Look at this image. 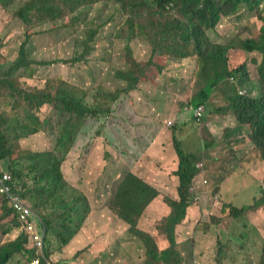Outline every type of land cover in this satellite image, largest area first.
<instances>
[{
	"label": "trees",
	"instance_id": "16d2710c",
	"mask_svg": "<svg viewBox=\"0 0 264 264\" xmlns=\"http://www.w3.org/2000/svg\"><path fill=\"white\" fill-rule=\"evenodd\" d=\"M108 1L119 3L125 12L126 19L116 37L125 38L130 42L125 48L127 56L133 54L130 45L134 39H146L152 48L150 61L160 62L166 56L177 57L181 59V63L188 61V65L184 67L187 72L193 64V72L202 89L191 99V114L193 115V108L198 106H204L208 111L207 105L214 107L216 112L222 109L224 111L222 102L211 104L213 90L218 93L221 90L217 88L221 86V96L225 95L230 101L240 127L250 126L252 140L264 160V94L255 97L240 94L236 89H232L235 88V78L243 82L240 73L246 72L249 60L258 64L264 87V0H0V4L8 8L15 2L20 3L21 8L16 12V16L30 25L44 27L51 21L56 23L67 17L71 18L70 21L80 19L74 15L83 8ZM246 11L257 13L263 23L261 31L250 37H237L232 33L229 43L222 35L219 37L221 42L214 38V35L219 33L218 27L223 18H231L238 23ZM40 33L43 34L42 31ZM97 34L94 30L86 33L88 41L82 43L85 53L83 56L72 58V64L82 61L87 63L86 56H91ZM27 38L28 41L22 46L17 62H10L7 68L0 71V101L3 96L16 99L12 117H5L0 108V160H9L8 169L13 175L10 184L16 185V191L43 220L44 224L40 221L38 226L45 230L47 244L44 256H40L31 237L22 230L23 224L11 202L0 195V232L5 238L15 236L0 245V264H11L17 255H23L30 264L37 258H41L40 264H72L86 251L84 248H73L74 244L76 246L78 243L84 222L92 220L99 223L117 220L127 223L130 226V234L145 238V245L151 257L168 259L169 253L164 251L159 255L155 240L138 226V222L146 221L145 218H156L150 208L159 201L161 192L155 184L153 185L152 180L129 172V169L125 170V164L128 166V162L123 157L118 158V154L109 167L116 161L124 164L120 165V169L111 168V173L117 180V187L114 194L107 191L109 202L105 206L103 202L108 199L107 195L91 199L87 192H83L66 178L62 169L66 151L73 149L84 133L85 136L89 134L92 137L87 145L89 151L94 147L92 153L99 151L101 139L109 142L108 145L117 151L118 148L114 144L115 134L110 128V119L115 113L114 106L123 96L137 92L139 83L146 79L145 73L119 72L118 78L128 82L122 88L100 86L88 90L78 88L63 78H42L46 87L27 85V89H24L21 86L22 68L26 69L24 72L28 76H32L33 65L68 63L66 59L39 61L29 58L27 46L31 36ZM256 53L261 55V59L250 57ZM44 107H50L57 112L60 121L46 119L42 124L34 111ZM210 113H213L212 109ZM27 118L29 123H26ZM192 118L196 120L194 115ZM91 125L94 128L93 135ZM47 126L57 140L52 150L14 156L17 142L40 131L47 132ZM130 142L136 145L137 140L130 139ZM177 145L180 164L173 173V179L178 186L179 196L177 199L166 198L167 211L170 214L159 221L164 222L160 229L169 233L172 243L175 242V236L170 232H174L177 225L196 221L193 217L195 213L189 209L193 205L194 183L198 177L197 156L185 152L180 143ZM154 146L152 143L146 148L137 165L151 159ZM109 152L107 149L108 154ZM259 202L264 205V199ZM254 207L256 205L241 209L235 207L232 216L237 219L245 217ZM77 247L81 245L78 244ZM68 252H74L73 257L63 256L64 259H61L59 254ZM88 254L90 258L91 253ZM177 264H182L181 260L178 259Z\"/></svg>",
	"mask_w": 264,
	"mask_h": 264
},
{
	"label": "rangeland",
	"instance_id": "374dc122",
	"mask_svg": "<svg viewBox=\"0 0 264 264\" xmlns=\"http://www.w3.org/2000/svg\"><path fill=\"white\" fill-rule=\"evenodd\" d=\"M21 1L25 2L26 0ZM19 8H21V4L18 2L8 8L0 4V71L7 68L10 62H17L21 48L28 41L27 37L29 36H31L27 46L29 47V58L39 61L66 59L68 62L67 64L58 62L53 65H33L34 74L32 76H28L24 72L26 69L22 68L20 70V74L23 75L21 86L24 89H27V85L46 87L42 83V78H63L78 88L88 90L100 86L122 88L128 82L118 78L119 72L137 71V73H145L146 76V79L139 83L137 92L133 91L130 96H123L114 106L115 113L110 119V128L115 134L114 144L118 148L117 151L108 145L109 142L101 139L99 151L92 153L94 147L90 151L87 147L92 137L89 134L86 136L85 133L81 134L74 148L65 153L62 169L67 179L83 192H87L91 199L95 200L103 194L107 195L108 199L103 202L107 206L109 202L107 191L110 194L112 191L114 194L117 187V180L111 173V168L120 169V165L124 163L116 161L111 167L109 165L116 160L119 154L118 158L123 157L128 162V166L125 164V170L129 169V172L152 180L153 185L155 184L154 186L160 189L159 201L150 209L156 214V218L153 220L145 218V222H159L170 214L167 211L166 198L177 199L179 196L173 173L180 164L177 151L179 146L177 144L180 143L185 152L197 156L198 177L194 183L196 195L193 197L192 207L196 211L195 213H197L196 207L199 211L205 209L204 216L200 217L201 224L194 231L190 253L207 249L202 244L201 234L200 239L195 236L197 231H201L205 227L207 224L205 222L212 223L216 227L220 222L231 220L249 222L245 220V217L237 219L232 216L235 207L230 205V201L232 198L236 199L240 196L242 199L246 196L251 198L254 187L251 186L248 189V185L257 181L263 183L264 188V177L256 176L257 174L252 170L260 159H262L261 163H257L256 166L264 165V160L252 140L250 126L240 127L230 101L225 95L221 96L223 89L221 86L217 88L221 90L218 93L213 90L211 104L222 102L225 110L210 113L213 107L207 105L208 114L205 118L194 120L189 111L192 106L189 108V105H191V99L202 87L193 70L190 69L187 72L186 69L185 71L184 67L188 65V61L185 60L181 63V59L167 56L160 62L150 61L152 48L146 39H134L130 45L133 54L127 56L125 48L130 42L125 38L116 37L119 28L126 19L125 12L119 3L108 1L88 6L74 15L79 16L80 19L76 18L74 21H70L71 18L67 17L56 23L51 21L44 27H38L36 24L30 25L21 20L16 16ZM262 26L263 23L257 13L246 11L243 19L238 23L231 18H223L218 27L219 33L214 35V38L221 42L219 37L222 35L229 43L232 40V33H235L237 37H250L261 31ZM91 30L98 32L91 56H86L87 63L82 61L72 64V58L84 55L85 49H83L82 43L88 41L86 33ZM254 56L261 59L259 53L252 54L250 57ZM133 68L136 69L133 70ZM240 75L243 82L241 83L238 78H235L233 80L235 88L232 89H236L240 94L263 96L264 87L259 76L258 64L251 63L249 60L246 72L240 73ZM151 77L155 78L151 79ZM230 95L234 96V94ZM15 100L3 96L0 101V108L5 117H12ZM34 112L40 117L42 124L46 119L60 121L57 112L50 107H44L42 110ZM141 112L147 113L151 119L145 118L148 115ZM26 123H29L28 118ZM47 129V132L40 131L17 142L14 156L19 157L32 152L52 150L57 140L51 134L48 126ZM90 129H92L93 135L92 125ZM136 138L139 139V144L135 145L130 142V139L135 141ZM152 143L155 146L151 152V159L137 165L146 148ZM107 149L110 151L109 154ZM262 168L264 171V167ZM231 186L239 189L246 186L247 190H244L239 196L232 197V191L229 188ZM241 201L239 199L235 204L240 205ZM163 225L164 222L161 226L163 227ZM82 228L78 243L76 246L74 244L73 250L84 248L86 251L72 264H112L111 260L101 259L103 252L107 250L105 240L109 241L114 231L122 232L125 229L124 223L119 220L107 223L92 220L85 221ZM161 230L163 231V229ZM207 232H210L209 228ZM237 233L239 234L240 230ZM208 235L211 237L213 233L210 232ZM96 236H101L102 241L94 243L93 240ZM10 238H15V236L5 238L0 232V245ZM226 240L225 237L224 241ZM113 243L119 247L122 245L118 238H114ZM213 243L216 247V241L213 240ZM78 244L81 247H77ZM223 246H227L221 253V260L225 264V261L232 259L233 252L230 251V247L234 245L227 243L221 245V247ZM176 248L177 243L171 247L169 257L174 254ZM97 249L102 252V255L92 263L88 253L91 251L94 254L100 253ZM139 249L140 251L145 249L143 242ZM73 254L74 252H68L59 255L62 256L61 259H64V257H73ZM177 254L179 255V253ZM262 254L264 252L261 250L258 253L257 250L246 249L242 252V262L264 264V255ZM208 255L214 256V253H207L202 257L201 264H211V260L215 262L214 258H208ZM40 256H43V252H40ZM11 264L30 263L23 255H17Z\"/></svg>",
	"mask_w": 264,
	"mask_h": 264
},
{
	"label": "crops",
	"instance_id": "0c3cea01",
	"mask_svg": "<svg viewBox=\"0 0 264 264\" xmlns=\"http://www.w3.org/2000/svg\"><path fill=\"white\" fill-rule=\"evenodd\" d=\"M190 69L193 70V64L191 65ZM212 110L214 113H216L215 111L216 109H214V107L212 108ZM141 113L144 115H148L147 113L144 112ZM206 114H208L207 110H206ZM145 118L151 119L149 115ZM136 140H137L136 143L137 145L139 144L138 142L139 139L136 138ZM261 161L262 159L259 160L260 163ZM257 163L254 165L252 170L255 174H257L256 176L264 177V171L262 168L264 167V165L259 167L256 166ZM0 165L8 169L9 160H0ZM251 186L254 187V191L251 198H248L246 196L244 199H242L241 196L236 199H233L232 197L239 196L244 190H247L246 186L240 189L232 186L229 187L232 191V195H231L232 199L230 201V205H233L236 208H240V209L244 207H251L256 205V207L250 209V211L246 213L245 220H248L249 222L243 223V222H238V220H231L229 222L227 221L220 222L218 227L214 226L212 223L205 222L207 223L205 227L201 231H197L195 233V236L199 239L201 234L202 244L204 247L207 248L205 250L202 251L198 250L199 252L197 251L196 253L194 252L190 253L194 231L197 228H199L201 222L198 221H200V217L204 216V212H205L204 208L202 211H199L196 207L197 213H195L196 211L191 206L189 210L190 212L195 213L193 217L196 221L182 222L181 224L177 225L175 227V231L170 232L175 236V242L173 241V243L168 235L169 233L163 232L160 229L162 222H138L139 229L141 231L147 232L148 235H150L155 240L156 245L159 249L158 251L159 255L164 251H167L170 255L171 247H174L175 244L177 243V248L176 250H174L175 251L174 254L170 256L168 259L157 258L156 256L151 257L148 254L149 249L147 248L146 245H145V249L140 251L139 246L141 245L142 242L145 244V238L138 235L130 234L129 231L130 226L127 225V223L125 222H124L125 229L122 232L114 231L110 237V240L109 241L107 239L105 240L107 243V250L103 252V257L101 259L111 260L112 264H177L178 259L181 260L182 264H195V262H197V264H201L202 257L206 256L207 253H214V256L208 255V258L210 259L214 258L215 260V262L211 260V264H224L223 261L221 260L222 258L221 253L227 246L221 247V245L228 243L229 245L233 244L234 246L230 247V251L233 252L231 257L232 259L225 261V264H245L244 262H242V252L244 250L251 249L252 251L257 250L258 253L260 252V250L261 252H264V205H261L260 202L258 203V201L264 199L263 183L261 184L259 181H257L255 183L248 185V189ZM239 199L242 200L241 204L236 205L235 202H237ZM208 228L210 232L213 233L211 237L208 235V233H210L207 232ZM239 230L240 233L238 234L237 232ZM96 237L97 238L93 240L94 243H98L102 241L101 236H96ZM225 237L227 238L226 241H224ZM114 238H118L121 240L122 245L120 248H118L119 246L117 244L113 243ZM213 240L216 241V247H215V243H213ZM218 251L219 254L217 255ZM176 252L179 253V255ZM247 254H249V252H247ZM101 255H102L101 251L98 254H94L91 251L90 259L92 263H94L95 260L99 259Z\"/></svg>",
	"mask_w": 264,
	"mask_h": 264
},
{
	"label": "built area",
	"instance_id": "2783aa9c",
	"mask_svg": "<svg viewBox=\"0 0 264 264\" xmlns=\"http://www.w3.org/2000/svg\"><path fill=\"white\" fill-rule=\"evenodd\" d=\"M204 114L205 108L203 106L193 108V115L196 119L200 120ZM12 180L13 175L11 171L0 165V195L6 197L11 202L23 224L22 230L31 237L38 254L43 252L44 256L46 232L42 227L39 228L37 223L41 221L44 224V222L16 191V185L13 186L10 184ZM40 261L41 258H37L33 261V264H40Z\"/></svg>",
	"mask_w": 264,
	"mask_h": 264
},
{
	"label": "clouds",
	"instance_id": "9594fccd",
	"mask_svg": "<svg viewBox=\"0 0 264 264\" xmlns=\"http://www.w3.org/2000/svg\"><path fill=\"white\" fill-rule=\"evenodd\" d=\"M204 107V106H203ZM205 108V107H204ZM205 113H206V108H205ZM205 115V114H204Z\"/></svg>",
	"mask_w": 264,
	"mask_h": 264
}]
</instances>
